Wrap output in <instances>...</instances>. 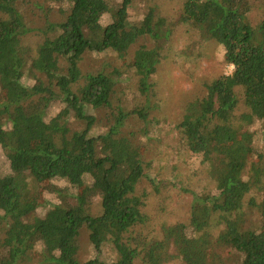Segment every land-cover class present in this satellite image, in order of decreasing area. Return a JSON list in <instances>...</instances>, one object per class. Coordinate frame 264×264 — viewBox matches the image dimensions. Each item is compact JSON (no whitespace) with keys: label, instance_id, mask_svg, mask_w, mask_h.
<instances>
[{"label":"trees","instance_id":"16d2710c","mask_svg":"<svg viewBox=\"0 0 264 264\" xmlns=\"http://www.w3.org/2000/svg\"><path fill=\"white\" fill-rule=\"evenodd\" d=\"M161 1L0 0V264H264V0L256 24L251 0ZM181 28L196 40L173 59ZM26 33L38 35L35 51ZM210 42L233 69L184 105L174 158L198 161L211 187L180 186L188 221L148 242L139 228L151 193L179 186L158 178L166 159L150 154L165 139L158 76L168 59L190 76ZM84 55L120 60L88 71Z\"/></svg>","mask_w":264,"mask_h":264},{"label":"rangeland","instance_id":"374dc122","mask_svg":"<svg viewBox=\"0 0 264 264\" xmlns=\"http://www.w3.org/2000/svg\"><path fill=\"white\" fill-rule=\"evenodd\" d=\"M33 1L46 2V0ZM258 1L259 0H251L252 9L250 19L253 24L258 23L262 19V11L258 7ZM174 2L177 5L179 1L174 0ZM164 3L165 5L163 7V12L167 17H170V14L175 9V6L167 2ZM57 9L60 11L59 8ZM59 18L52 16L53 21H58ZM29 26L31 28H37V30L44 29L42 22L39 20H32L29 23ZM188 32L185 34V30L182 28L177 31L173 37V45L170 48L168 55L169 57L175 59L177 54H180V51L185 48L188 41H191V39L196 40L195 36ZM24 36V38H20L21 44L23 43V45L29 46L33 49V51H35V47L37 46L39 40L38 35L36 36L33 33H26ZM15 44L16 42H13L10 45L6 58H3L4 61L5 59L6 62L9 60V52L15 47ZM200 45L202 51L205 54V58L199 63H194L191 65L192 72L190 73L192 74L190 76H188V73L178 71L177 67H172L170 64L172 59L166 60V64L163 65V70L166 71V73H161L160 76H158V92L161 104L160 111L156 114V116L159 120L163 121L161 128L164 131L163 135L165 139L162 143L155 144L157 146V150L161 154L157 155L158 151H156V149H152L150 154L158 160L161 157H163V160L166 159L167 168L161 172L162 175L160 174L158 178L161 179V176L163 179L177 178L179 186L168 187L167 189L161 190L159 194L151 193V197L146 208L147 221L139 228V233H142V237L146 238L148 242L149 240H153L155 238L161 240L162 237L160 233L163 226L174 225L176 223H184L188 221L189 202L191 197L188 193L180 191V186H189L197 190L211 187L210 183L209 186L206 184V176L198 161L191 157H188L185 160H177L174 158L177 151L176 146L179 143L177 134L174 131V124L179 121V117L184 105L189 101L203 96L202 89L200 87L202 80H205L206 78L208 80L212 79L222 72L224 74L230 73L233 69L232 66L223 67L221 62L219 63L216 43H200ZM107 60L118 66L120 58L116 57L115 60L112 61L110 58H96L94 56L91 57L84 55L82 57V66L84 69H88L89 71L94 68H99ZM170 67L174 68L178 72L174 71L173 69L171 70ZM246 112V109L240 110V114ZM258 114H261V112H255L251 110L248 113V117H255ZM35 137L36 134L30 133L23 134L21 139L23 141H28L35 139ZM251 170L256 177H261L262 171L259 168L257 162L253 161L251 163ZM239 177H242V173L239 175ZM146 187L147 183L143 182L139 189L143 190ZM254 196L256 199L260 198L257 193H254ZM59 214L60 212L51 210L46 216L52 220H56L59 217ZM84 244L85 245L83 248H81L78 256L79 260L81 261H86V259L91 256L90 244L86 242H84ZM140 264L145 263L141 262ZM168 264L184 263L182 261H173Z\"/></svg>","mask_w":264,"mask_h":264}]
</instances>
